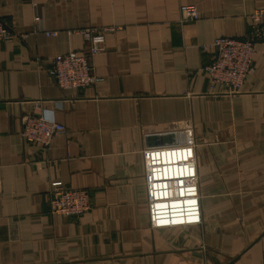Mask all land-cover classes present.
Segmentation results:
<instances>
[{"label": "crops", "instance_id": "1", "mask_svg": "<svg viewBox=\"0 0 264 264\" xmlns=\"http://www.w3.org/2000/svg\"><path fill=\"white\" fill-rule=\"evenodd\" d=\"M184 5L200 18L180 23ZM259 8L264 0H0L15 34L0 42V264H264V40L235 95H217L224 87L204 71L213 54L201 48L244 38ZM89 28H112L93 61L98 81L62 89L51 60L87 51L76 31ZM31 114L67 132L44 151L27 144ZM178 165L195 178L199 223L153 219L150 178ZM57 185L86 190L92 210L52 214Z\"/></svg>", "mask_w": 264, "mask_h": 264}, {"label": "built area", "instance_id": "2", "mask_svg": "<svg viewBox=\"0 0 264 264\" xmlns=\"http://www.w3.org/2000/svg\"><path fill=\"white\" fill-rule=\"evenodd\" d=\"M180 12V23L183 24L195 22L200 18L194 5H184ZM250 20L251 27L244 38L219 37L210 44L201 46L202 50L213 54L204 71L214 86L220 84L224 87V91L217 95L241 93L248 77L254 71L257 46L264 40V8L255 10L250 15ZM110 31L112 28L78 30L76 32L88 42V50L69 51L52 58L48 74L60 88L83 89L98 81L94 75L93 61L105 51L106 34ZM46 34L57 36V32ZM14 37L13 31L0 21V42H11ZM66 132L64 125L44 114H31L24 117L20 135L25 143L35 144L44 151L50 147L55 135ZM162 153L164 155L165 151ZM182 154L185 155L186 150H183ZM152 165H156V162L152 161ZM161 170H156L150 178L153 219L165 224L180 225L201 222L200 198L196 192L194 176L183 178V173L189 172L187 169L182 170L180 165L177 170ZM91 210L92 202L86 190L69 189L62 185L53 188L50 198L52 214L79 218Z\"/></svg>", "mask_w": 264, "mask_h": 264}]
</instances>
